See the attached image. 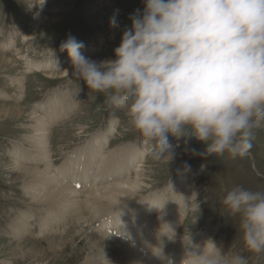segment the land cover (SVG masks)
Returning a JSON list of instances; mask_svg holds the SVG:
<instances>
[{
    "label": "rangeland",
    "instance_id": "rangeland-1",
    "mask_svg": "<svg viewBox=\"0 0 264 264\" xmlns=\"http://www.w3.org/2000/svg\"><path fill=\"white\" fill-rule=\"evenodd\" d=\"M33 3L36 5L31 6ZM42 3L43 0H0V264L134 263L129 255L133 248L130 239L124 238L123 231L116 232L117 237L112 233L111 227L116 222L111 218L130 209L132 204L144 203L148 198L168 197L166 192H170L171 185L182 176L187 179V186L183 188L186 192H181L182 196H186V201L173 241L182 240V237L187 239L189 233L196 240L211 238L229 254L240 252L247 256L249 264H264V255L258 256L245 249L238 218L229 217L222 203L227 191L237 185L264 191V125L255 131L254 146L245 158L232 159L227 154L222 157L195 155L189 149L202 152L204 145L192 138L187 144L183 139L179 142L176 158L169 164L154 161L142 136L131 128L125 113L119 108L109 107L103 96L93 93L82 79L73 75L70 57L62 48L71 35L85 44L83 54L86 57L97 62L114 59V48L119 45L125 28L131 26L129 15L136 9L142 11L144 0H44L41 6ZM115 10H119L117 28L109 25V18ZM39 16L41 22L34 25L35 18ZM92 48L93 51H90ZM24 58L31 59V62H42V65L49 64V67L35 69L31 66L27 71ZM34 114L40 116L39 122L47 121L50 124L53 166L60 168L72 158L74 152L82 148L87 147V152L89 142L92 139L94 142V136L107 133V145L102 150L105 158L106 154L119 148V162L129 152L134 157L135 165V151L141 152L143 189L119 205V210H114L116 207L112 206L105 207L103 215L92 213L89 211L92 207L88 209L84 204L88 197L87 185L92 178L78 182V185L83 183L80 189L85 190L82 194H76L75 210L79 209V213L77 210L71 213L66 212L65 208L60 210L56 206L47 207L33 202L28 191L30 187L25 186L28 179L23 176L25 171L15 170L12 164L22 150L29 155L34 154L28 137L33 132L31 126L37 123L32 120ZM169 140L176 143L173 137H169ZM89 162L93 172L106 173L113 168L111 162H102V168L97 166L95 170L97 161ZM44 166L39 164V168ZM129 167L125 164L122 168L125 171L120 169L115 172L125 174L124 178L126 175L134 176L132 169L126 172ZM111 178L108 175L106 181L105 178L100 181H104V184ZM47 188L39 187L41 191ZM193 193L197 201L193 198L190 203L189 196ZM174 201L175 197L172 202L167 200L166 206L161 205L152 218L167 223L170 217L171 222L178 213ZM197 202L199 208L195 207ZM41 207L49 209L50 220H57L49 222L50 231L38 236L37 230L43 226L37 217L46 214ZM23 212L34 215L30 220L34 228L25 236H15L10 225ZM125 216L126 211L122 215L123 223ZM149 237L145 246H139L140 250H150L146 244L151 239L155 244L156 236L149 234ZM143 253H139V258L144 260L140 261L141 264H148L150 257L158 256L153 253L148 257Z\"/></svg>",
    "mask_w": 264,
    "mask_h": 264
},
{
    "label": "clouds",
    "instance_id": "clouds-1",
    "mask_svg": "<svg viewBox=\"0 0 264 264\" xmlns=\"http://www.w3.org/2000/svg\"><path fill=\"white\" fill-rule=\"evenodd\" d=\"M118 15L109 18L113 28ZM129 19L114 59L86 57L85 44L70 35L62 48L73 75L125 113L154 161L169 164L179 142L192 138L204 145L189 149L195 155L247 157L264 125V0H144ZM222 203L238 218L245 249L264 255V191L237 185ZM182 240L181 264H249L211 238L194 244L189 233Z\"/></svg>",
    "mask_w": 264,
    "mask_h": 264
},
{
    "label": "bare ground",
    "instance_id": "bare-ground-1",
    "mask_svg": "<svg viewBox=\"0 0 264 264\" xmlns=\"http://www.w3.org/2000/svg\"><path fill=\"white\" fill-rule=\"evenodd\" d=\"M39 19H40V16L35 18L34 25H38V23L41 22L39 21ZM81 51L82 53H84L85 49H81ZM90 51H93V48L90 49ZM24 60L25 61L23 62L25 63L24 64L25 70L27 71H29L31 66L34 67L35 69H42V68L45 69L49 67V64H46V63L42 65L43 64L42 62H31V59H26V58H24ZM92 60H95V59H92ZM26 66H27V69H26ZM42 107L43 106H41L40 108ZM70 109L71 108H69V110ZM33 113H35V111ZM39 118L40 116H38L37 114H34L32 116V120L37 121V123L31 126L33 132L32 134L28 135V137L31 139V145H32L30 146L31 152H33L34 154L29 155L28 153H25L23 150L22 152L17 151L19 155L16 158V160H14V163L12 164L15 170L18 169V170L25 171V174L23 176L28 177V179L26 180L25 186L30 187L28 191L29 193H31L30 196L33 202H36L39 205H44L47 207H49L50 205L53 207L56 206L55 208L58 209L57 207H59L60 210L61 208H65L66 212L69 211L73 213L77 210V208L75 210L76 194L77 193L82 194L83 191L85 192V190L82 191L83 189L82 187H81L82 189H80V186L83 183L81 185H78V182L87 180L88 178H92L90 180V184L87 185L86 192H87L88 197L85 195L87 197V202H85L86 201V198H85V201L83 200L85 203L84 202L83 203L87 204L86 206L88 209L90 206L92 207L91 209H89V211H91L92 213L103 215L102 212L105 210V207L112 206V207H116V208H113L114 210L115 209L119 210L118 208L119 205H121L122 203H124V201H126L127 199H129L130 197L138 193L141 189H143L142 187L145 184L142 181L143 173L141 172H142L143 166L140 165V162L142 159V156H140L141 152L135 151L137 153V161H136L137 163L135 165H133L134 157L132 156V153H129V152H127L124 155L123 160L119 162L120 156H121L119 153L120 151L119 148L113 151L112 153L107 152L108 154H106V158H105V155L104 154L102 155V150L107 145V141H106L108 139L107 133H103L102 135L98 134L94 136V142H92L93 139L92 140L90 139L91 141L89 142L90 144H88L87 152H85L87 150V147L82 148L74 152L72 158L67 160V162L63 163L62 164L63 166L62 165L61 167L59 166L60 168L53 166L54 161L52 162L53 165L51 164V158L53 157V155L51 157V154H52L51 144H50L51 131H49L50 124L47 121L39 122L40 121ZM48 139H49V144H48ZM97 144L99 145L97 146ZM113 153L115 155H113ZM89 160H92V162L97 161L94 165L95 170L97 169V166L102 168V162H111L113 164L112 165L113 168L111 167L112 170L110 168L111 171L106 172V173L100 172V171L93 172V170L90 169ZM40 163L45 165L44 168H39ZM98 163H100L101 166ZM125 164H127V166L128 165L130 166L128 170H126V172L128 173L129 170L132 169L131 171L134 172V176L130 177V175H126L124 178L125 174L122 175V174L115 172L120 169L122 171H125L124 169H122ZM71 169H74V171H71ZM57 175L59 177H57ZM108 175L112 176L111 181L103 184V182L106 181V178ZM60 176H62L63 178H60ZM119 177H122V178L119 179ZM65 178L66 179L69 178V179L66 180ZM102 178H105V180L100 181ZM186 180H185V177L182 176L181 179H178L175 183H173L170 187L171 188L170 192L169 191L166 192V194H169L167 195L168 197L160 196V197L151 198V199L148 198L149 200L145 201L144 203L141 202L136 205L134 204L130 205L132 207H130V209L125 210L126 220L124 223L122 222L123 220L122 215L125 211L119 214L116 213V216H114V218H111V219H114L116 222V224H114L111 227L112 233L115 235L116 232L120 233L121 231H123L122 235L125 236L124 238L130 239L129 242L132 243L133 248H131V250L128 249V251L130 250L129 255H130L131 260L132 261L134 260V263L130 261L131 264H139L140 261L141 262L144 261L143 259L139 258L142 252H144L143 254H145V256L148 255V257H150L153 253H157L158 255L157 258L150 257L148 259V262L150 264H167L168 258H171V260L173 261V264H181V261L185 256L186 246L183 240H178L174 242L173 238H170V237L172 236L171 234H174L171 231V229L174 230L176 234L178 226H179L178 224L182 220V217H181L183 216L182 209H183L184 201H186L185 200L186 196L185 195L182 196L181 192L183 193L186 192V191H183L184 186H187ZM85 183L87 184V181ZM25 186L23 188H26ZM40 186H47L48 188L41 191L39 189ZM173 197H175L174 203L178 209V213L177 214L174 213L175 214L174 219L171 222H169L170 219H172L169 217V221L167 220V223H165V221L162 222L157 219H153L152 218L153 213L155 211H158L161 205L166 206L165 202L167 200L172 202ZM190 197L191 196H189V198ZM154 205H156L158 208ZM53 207L51 208L53 209ZM41 208L40 209L44 210L43 212H46V214L44 217L43 216L40 218L37 217L40 220L41 226H43L42 228L40 227L41 229L39 231L37 230L38 236L45 234V232L47 231H50L52 228H49V222L51 221V223H53L54 221L57 220V219L53 220L54 218L50 220V217L52 216L49 217L48 215L49 209L46 207L45 208L41 207ZM33 216L34 215L32 214L23 212V214L17 217L16 220L10 225V229L12 233H14L15 236L17 235L25 236L28 233H31L30 231L31 229L34 228V226L32 227L30 220L32 219ZM110 222L111 221L106 222V223L109 224ZM147 233H149L150 236L151 234L156 236L154 237L155 244L152 243L153 239H151V241L148 244H146L147 245L146 247L150 250L143 251L142 250L143 248H141L142 250L141 251L139 249V246H145L144 245L145 242L147 241L148 238H150L149 234L147 235ZM200 240L202 239L200 238L199 240H196L192 238V242L194 244H202L203 241H205V240H202V242H200ZM141 242H143L142 243L143 245H140ZM138 250H140V252Z\"/></svg>",
    "mask_w": 264,
    "mask_h": 264
}]
</instances>
